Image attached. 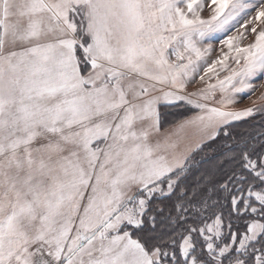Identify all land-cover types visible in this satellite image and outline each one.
<instances>
[{
    "label": "snow or ice",
    "instance_id": "6c2138e0",
    "mask_svg": "<svg viewBox=\"0 0 264 264\" xmlns=\"http://www.w3.org/2000/svg\"><path fill=\"white\" fill-rule=\"evenodd\" d=\"M257 81L264 0H0V264H264Z\"/></svg>",
    "mask_w": 264,
    "mask_h": 264
},
{
    "label": "rangeland",
    "instance_id": "374dc122",
    "mask_svg": "<svg viewBox=\"0 0 264 264\" xmlns=\"http://www.w3.org/2000/svg\"><path fill=\"white\" fill-rule=\"evenodd\" d=\"M214 47L219 48V44H215ZM262 83H263V81H257L256 82V84L254 85L256 90L261 89L260 87L262 86ZM261 101H262L261 98L257 99V97H256V100H253V98H252L250 101H246V98H244L241 101V103L238 105V107H241V108L251 107V106H253L254 102H255L256 106L259 107L262 104H264L263 101L262 102ZM260 102H261V104H259ZM257 104H259V105H257ZM172 131H174L173 126L168 128V129H165V130L161 129L162 134H168L169 132H172ZM181 135L183 137V140L179 145L180 148H183L186 145H188L189 143H192L194 141V133H193V130H191V129L186 130Z\"/></svg>",
    "mask_w": 264,
    "mask_h": 264
},
{
    "label": "trees",
    "instance_id": "16d2710c",
    "mask_svg": "<svg viewBox=\"0 0 264 264\" xmlns=\"http://www.w3.org/2000/svg\"><path fill=\"white\" fill-rule=\"evenodd\" d=\"M177 119L176 110L172 109L168 113H166V117L162 120V130L168 129L172 127Z\"/></svg>",
    "mask_w": 264,
    "mask_h": 264
},
{
    "label": "crops",
    "instance_id": "0c3cea01",
    "mask_svg": "<svg viewBox=\"0 0 264 264\" xmlns=\"http://www.w3.org/2000/svg\"><path fill=\"white\" fill-rule=\"evenodd\" d=\"M260 88L261 89L256 90L255 93L250 96V98L246 97V101H250L252 98H253V100H256V97L258 99V98H261L262 96H264V81H263L262 86ZM261 102L259 104H261ZM263 103H264V101H263ZM259 104H257V105H259Z\"/></svg>",
    "mask_w": 264,
    "mask_h": 264
}]
</instances>
